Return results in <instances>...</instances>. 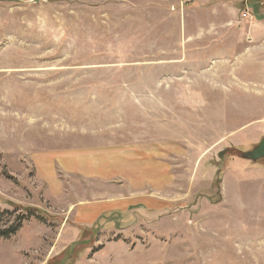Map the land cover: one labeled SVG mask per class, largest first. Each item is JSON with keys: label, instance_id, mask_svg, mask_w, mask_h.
Listing matches in <instances>:
<instances>
[{"label": "rangeland", "instance_id": "374dc122", "mask_svg": "<svg viewBox=\"0 0 264 264\" xmlns=\"http://www.w3.org/2000/svg\"><path fill=\"white\" fill-rule=\"evenodd\" d=\"M263 137L264 0H0V264H264Z\"/></svg>", "mask_w": 264, "mask_h": 264}, {"label": "crops", "instance_id": "0c3cea01", "mask_svg": "<svg viewBox=\"0 0 264 264\" xmlns=\"http://www.w3.org/2000/svg\"><path fill=\"white\" fill-rule=\"evenodd\" d=\"M120 155L123 156V152H121ZM107 157L106 156L102 157V154H101V155L96 156L93 160L89 158L90 163L88 164V167H89L88 170H91V171L89 172L88 175L89 176L93 175L94 177H97V178L107 179L113 174H120L121 171H109V168H107L105 164L104 165L102 164V160L106 161ZM125 173L127 174V170H125Z\"/></svg>", "mask_w": 264, "mask_h": 264}, {"label": "trees", "instance_id": "16d2710c", "mask_svg": "<svg viewBox=\"0 0 264 264\" xmlns=\"http://www.w3.org/2000/svg\"><path fill=\"white\" fill-rule=\"evenodd\" d=\"M32 213H33L32 210H30V211L29 210L24 211V209L21 208L20 215H18L15 218V220L11 222L10 225H8L4 229H1L0 230V237H2V238H8L11 235L15 234L17 232V230L20 228L22 222L27 218L26 216L29 215V214H32ZM38 216H40V215H38Z\"/></svg>", "mask_w": 264, "mask_h": 264}, {"label": "water", "instance_id": "95a60500", "mask_svg": "<svg viewBox=\"0 0 264 264\" xmlns=\"http://www.w3.org/2000/svg\"><path fill=\"white\" fill-rule=\"evenodd\" d=\"M243 156L246 159L258 160L264 157V137L258 143V145L250 151L244 152Z\"/></svg>", "mask_w": 264, "mask_h": 264}]
</instances>
